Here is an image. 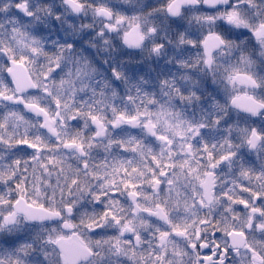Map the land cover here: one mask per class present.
<instances>
[{
    "label": "snow or ice",
    "instance_id": "6c2138e0",
    "mask_svg": "<svg viewBox=\"0 0 264 264\" xmlns=\"http://www.w3.org/2000/svg\"><path fill=\"white\" fill-rule=\"evenodd\" d=\"M0 264H264V0H0Z\"/></svg>",
    "mask_w": 264,
    "mask_h": 264
}]
</instances>
